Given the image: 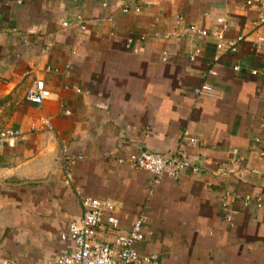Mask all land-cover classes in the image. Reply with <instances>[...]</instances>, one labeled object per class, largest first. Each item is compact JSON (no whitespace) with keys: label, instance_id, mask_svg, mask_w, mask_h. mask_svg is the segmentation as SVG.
<instances>
[{"label":"crops","instance_id":"0c3cea01","mask_svg":"<svg viewBox=\"0 0 264 264\" xmlns=\"http://www.w3.org/2000/svg\"><path fill=\"white\" fill-rule=\"evenodd\" d=\"M246 1L0 0V129L25 135L0 148V264H57L71 247L61 234L82 212L77 192L115 203L122 231L144 217L153 236L136 249L160 264H264V209L243 202L264 197V46H254L264 24H253L264 0ZM78 17L92 20L86 31ZM219 17L229 24L221 46L188 30H213ZM36 79L53 93L41 105L26 98ZM203 83L213 91L195 94ZM63 145L82 156L71 186ZM181 146L201 174L153 185L128 162Z\"/></svg>","mask_w":264,"mask_h":264},{"label":"built area","instance_id":"2783aa9c","mask_svg":"<svg viewBox=\"0 0 264 264\" xmlns=\"http://www.w3.org/2000/svg\"><path fill=\"white\" fill-rule=\"evenodd\" d=\"M261 0H247L246 4L252 6ZM104 7L107 2H103ZM124 13L129 12L128 8H123ZM136 12L140 8H135ZM182 17H177V23L180 24ZM92 20L78 17L74 22L79 26L81 31H86L87 25ZM71 22H64V26H68ZM217 27L213 30L201 28L197 25H190L188 30L190 33L196 34L201 38L213 37L218 41V46L223 45L225 34L228 31L229 24L223 17L216 19ZM254 25L264 24V15L253 21ZM242 40L238 37L237 41H229L227 47L233 51L236 50L237 43ZM132 39L127 40V46L131 47ZM254 46L258 49L264 46V35L256 38ZM134 52H138L133 48ZM200 53V49L196 48L190 55V59L195 60ZM168 59V53L163 52L162 60ZM218 61V58L215 59ZM70 67L69 65L67 66ZM239 70V66L233 67ZM253 74L258 71L253 69ZM212 76L217 75L216 69L209 70ZM78 91H80L78 89ZM212 85L203 83L194 89V93L202 95L211 93ZM53 93L47 87L42 79H36L27 91V100L41 105L45 101L52 99ZM43 126L47 131H52L51 123L46 119ZM25 139L23 131L19 128H3L0 129V148L4 146L14 147L19 141ZM182 140H189L195 143L196 139L190 136L189 131L182 132ZM260 139L255 140L258 144ZM82 159L81 155L72 154L66 145L61 149V171L63 173L64 184L71 186L73 182V166L78 160ZM128 162L131 167L149 172L153 175V185H158L165 176L178 179L185 170H190L194 174H201V168L193 165L188 157H186L182 146L177 151L170 154H162L154 151H141L137 155H132ZM78 201L82 207L79 217L70 221L67 228L61 234V240L71 243L70 250L62 253L56 259L57 264H160L158 254H140L136 249V244L146 241L153 236V232L146 228V219L144 217L137 218L129 230L122 231L120 228L121 221L117 215L116 204L109 200H100L92 197H85L77 192ZM245 206H253L257 209H264V197L252 196L246 194L243 197ZM104 231L105 234L114 236L113 245L104 243L98 239V234Z\"/></svg>","mask_w":264,"mask_h":264}]
</instances>
